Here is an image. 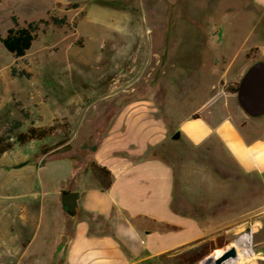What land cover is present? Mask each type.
I'll return each mask as SVG.
<instances>
[{
    "label": "rangeland",
    "instance_id": "374dc122",
    "mask_svg": "<svg viewBox=\"0 0 264 264\" xmlns=\"http://www.w3.org/2000/svg\"><path fill=\"white\" fill-rule=\"evenodd\" d=\"M51 14L68 24L41 23L25 56L0 41V135L15 119L23 122L15 133L32 123L58 127L0 156V264H64L73 223L60 193L75 185L66 181L72 171L86 172L124 101L150 93L176 124L213 83H234L221 79L219 58L235 60L236 76L264 46L256 0H0V35L14 15L25 26ZM13 66L30 77L13 75ZM192 184L194 194L201 181ZM263 215L238 236L217 235L162 263L215 264L206 251L232 245L231 264H264Z\"/></svg>",
    "mask_w": 264,
    "mask_h": 264
},
{
    "label": "crops",
    "instance_id": "0c3cea01",
    "mask_svg": "<svg viewBox=\"0 0 264 264\" xmlns=\"http://www.w3.org/2000/svg\"><path fill=\"white\" fill-rule=\"evenodd\" d=\"M256 1L264 10V0ZM254 47L236 76L235 60L219 58L227 67L221 79L240 85L251 57L264 62V46ZM193 106L175 124L150 93L121 104L92 159L112 171L111 187L104 191L88 169L66 180L75 185L64 191L81 196L64 264H164L217 235L256 226L264 214V114L249 115L236 92L215 83Z\"/></svg>",
    "mask_w": 264,
    "mask_h": 264
},
{
    "label": "trees",
    "instance_id": "16d2710c",
    "mask_svg": "<svg viewBox=\"0 0 264 264\" xmlns=\"http://www.w3.org/2000/svg\"><path fill=\"white\" fill-rule=\"evenodd\" d=\"M12 20V26L8 29L5 36L0 35V41L9 52L17 57L25 56L27 51L31 48V45H33V42L38 36L41 23L45 25V28L49 24H68V18L65 15L59 16L55 14H51L50 19L41 18L39 20H33L25 26L20 25L19 18L16 15L13 16ZM11 70L12 74L16 76L30 77L31 75L27 70L17 69L15 66H13ZM239 87V83L236 82L226 85V89L236 93L239 92ZM22 126L23 122L20 121V119H15L9 123L7 128L0 135V156L13 148L16 142H19V144H26L31 140H44L52 135L58 128L56 125L41 127L32 123L26 130L15 133L16 129H20ZM68 140L69 135H66L63 142L61 141L59 144H64ZM87 168L94 174V177L99 180L104 191L111 187L114 175L108 167L95 160H91Z\"/></svg>",
    "mask_w": 264,
    "mask_h": 264
},
{
    "label": "water",
    "instance_id": "95a60500",
    "mask_svg": "<svg viewBox=\"0 0 264 264\" xmlns=\"http://www.w3.org/2000/svg\"><path fill=\"white\" fill-rule=\"evenodd\" d=\"M238 100L241 106L251 116H260L264 114V62L257 61L243 75L240 81L239 92H237ZM181 132L177 131L173 134V138L180 137ZM80 190L63 191L60 196L62 206L66 213L74 221L77 218L79 210ZM238 250L236 246H230L217 257L209 256L208 261H214L215 264H231L234 259L238 258ZM197 264H207V262H199Z\"/></svg>",
    "mask_w": 264,
    "mask_h": 264
}]
</instances>
